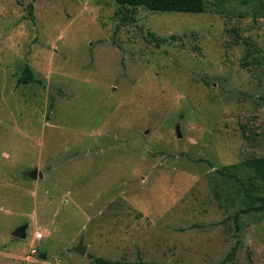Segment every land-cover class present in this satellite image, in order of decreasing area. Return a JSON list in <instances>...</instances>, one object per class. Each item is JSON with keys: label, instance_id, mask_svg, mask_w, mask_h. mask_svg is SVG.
Instances as JSON below:
<instances>
[{"label": "rangeland", "instance_id": "1", "mask_svg": "<svg viewBox=\"0 0 264 264\" xmlns=\"http://www.w3.org/2000/svg\"><path fill=\"white\" fill-rule=\"evenodd\" d=\"M204 1L0 0V264H264V213L211 189L264 156V0Z\"/></svg>", "mask_w": 264, "mask_h": 264}, {"label": "trees", "instance_id": "2", "mask_svg": "<svg viewBox=\"0 0 264 264\" xmlns=\"http://www.w3.org/2000/svg\"><path fill=\"white\" fill-rule=\"evenodd\" d=\"M118 5L126 8H145L152 12L162 13H191L200 14L205 12L204 0H114ZM37 83L34 73L29 64H26L21 76L17 81V85H29ZM217 176L213 178L215 183L211 181V189L219 206L224 207L222 200V187L218 184L222 180V184H229L230 189H234L236 198L239 199L242 207L235 214L236 220L241 215H254L264 213V156L246 160L241 164L226 166L216 171ZM229 195V194H228ZM235 253L231 254L232 257ZM95 264H159L154 262H145L138 260L137 262H120L110 261L104 258H94Z\"/></svg>", "mask_w": 264, "mask_h": 264}, {"label": "water", "instance_id": "3", "mask_svg": "<svg viewBox=\"0 0 264 264\" xmlns=\"http://www.w3.org/2000/svg\"><path fill=\"white\" fill-rule=\"evenodd\" d=\"M176 131V136L178 139L182 138V132H181V127L180 125H177L175 128ZM24 175L31 178V179H37L39 178H43L44 177V173L42 171H39L38 168H35L33 170H28L24 172ZM29 228V224H24L22 226H20L19 228H17L14 232H13V236L17 239L20 240H25L28 236L27 234V230ZM74 251L79 253L80 255H85L87 248L83 245V239L80 241L79 245L76 246L74 248ZM41 258L45 259L46 258V253H42L41 254Z\"/></svg>", "mask_w": 264, "mask_h": 264}, {"label": "built area", "instance_id": "4", "mask_svg": "<svg viewBox=\"0 0 264 264\" xmlns=\"http://www.w3.org/2000/svg\"><path fill=\"white\" fill-rule=\"evenodd\" d=\"M43 239V234L42 233H38L37 235H36V240H42ZM36 253V250L35 249H33L32 250V254H35Z\"/></svg>", "mask_w": 264, "mask_h": 264}]
</instances>
